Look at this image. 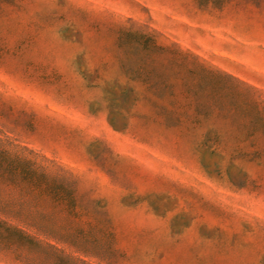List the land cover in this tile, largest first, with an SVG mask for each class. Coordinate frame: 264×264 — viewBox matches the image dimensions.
Here are the masks:
<instances>
[{"label": "rangeland", "instance_id": "1", "mask_svg": "<svg viewBox=\"0 0 264 264\" xmlns=\"http://www.w3.org/2000/svg\"><path fill=\"white\" fill-rule=\"evenodd\" d=\"M0 146L90 264H264V0H0Z\"/></svg>", "mask_w": 264, "mask_h": 264}, {"label": "trees", "instance_id": "2", "mask_svg": "<svg viewBox=\"0 0 264 264\" xmlns=\"http://www.w3.org/2000/svg\"><path fill=\"white\" fill-rule=\"evenodd\" d=\"M15 159L10 156L8 149L0 146V181L4 184L26 183L31 190L40 187L38 178L45 177L44 172L30 169L24 165L25 161ZM49 191L56 195L59 187L51 185ZM25 201L14 199L2 200L0 198V231L6 234H14L17 240L26 242L29 245L44 244L58 256L61 262L74 260L76 264H90L84 258L75 256L72 251H66L63 247L48 241V238L61 242L75 251L89 254L87 236L81 232L75 234L71 230H62L46 225L48 218L41 212H36L29 208H23ZM68 206H73V202H67ZM38 213V214H37ZM15 220V222H13ZM20 223H23L21 225ZM27 228H33L31 232Z\"/></svg>", "mask_w": 264, "mask_h": 264}, {"label": "crops", "instance_id": "3", "mask_svg": "<svg viewBox=\"0 0 264 264\" xmlns=\"http://www.w3.org/2000/svg\"><path fill=\"white\" fill-rule=\"evenodd\" d=\"M141 264H144V263H141ZM178 264H180V262H178Z\"/></svg>", "mask_w": 264, "mask_h": 264}]
</instances>
